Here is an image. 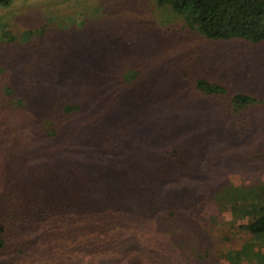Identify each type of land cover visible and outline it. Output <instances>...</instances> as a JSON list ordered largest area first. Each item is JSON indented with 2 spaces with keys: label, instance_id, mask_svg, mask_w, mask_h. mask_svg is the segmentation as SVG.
I'll return each mask as SVG.
<instances>
[{
  "label": "rangeland",
  "instance_id": "1",
  "mask_svg": "<svg viewBox=\"0 0 264 264\" xmlns=\"http://www.w3.org/2000/svg\"><path fill=\"white\" fill-rule=\"evenodd\" d=\"M53 59L92 65L93 72L96 66L110 67L103 73L109 75L108 85H114L106 89L111 123H121L122 131L131 127L134 133L126 140L115 133L111 142H119L112 147L120 155L129 149L148 155L179 143L184 171L194 174L190 179L181 175L176 183L182 203L196 207L193 215L206 224L207 200L213 201L221 223L211 228L215 238L195 243L197 252L210 250L203 264H225L226 250L240 247L250 235L238 226L244 221L241 214L232 215L217 199L219 191L235 199L247 191L264 204V39L207 38L187 25L182 14L156 0H11L0 5V106L7 101L1 97L6 83L14 85L16 94L25 91L34 97L37 92L29 91L24 80L37 76L43 62ZM196 75L216 79L225 88L204 96L192 86ZM236 92L253 100L234 107L230 97ZM0 122L1 127L15 121L3 115ZM9 141L0 137V219L7 226L0 264L48 261L44 236L14 225L5 208V188L33 185L19 180L26 168H35L32 158L42 148L30 140L21 156ZM124 141L131 147L123 146ZM18 250L22 252L15 259Z\"/></svg>",
  "mask_w": 264,
  "mask_h": 264
},
{
  "label": "trees",
  "instance_id": "2",
  "mask_svg": "<svg viewBox=\"0 0 264 264\" xmlns=\"http://www.w3.org/2000/svg\"><path fill=\"white\" fill-rule=\"evenodd\" d=\"M10 1L0 0V5ZM156 1L182 14L187 25L207 38L240 37L253 43L264 39V0ZM61 61L43 62L37 76L24 80L29 91L37 92L34 97L25 91L16 94L10 83L1 96L7 101L0 106V117L15 122L3 123L0 137L19 147L21 156L30 140L42 148V154L32 158L35 168H26L19 180L32 182L34 188H5V208L14 225L38 231L45 238L44 247H49L48 261L26 264H203L210 250L199 254L195 243L209 241L211 228L221 223L213 201L207 200L206 224L193 215L196 207L182 203L176 183L181 175L190 179L194 174L185 172L179 143L148 155H134L138 151L132 149L120 155L112 147L119 142H111L115 133L124 140L133 139L134 133L131 127L123 132L121 123H111L113 108L106 101V89L114 85H108L109 75L103 73L110 67L96 66L93 72L92 65ZM192 86L204 96L225 88L203 75H196ZM230 98L234 107L253 100L243 92ZM112 125L118 131L110 129ZM123 146L131 147L126 141ZM219 192L217 199L232 215L241 214L244 221L238 226L250 235L240 247L226 250L225 264H245L244 259L264 264V204L256 203L247 191L240 199L230 198L226 190ZM6 229L0 219V249ZM21 252L16 251L15 259Z\"/></svg>",
  "mask_w": 264,
  "mask_h": 264
}]
</instances>
